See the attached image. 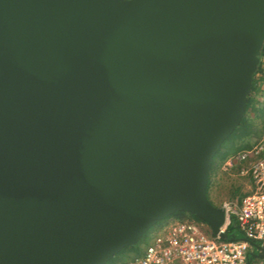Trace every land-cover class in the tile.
Returning a JSON list of instances; mask_svg holds the SVG:
<instances>
[{"label":"water","instance_id":"water-1","mask_svg":"<svg viewBox=\"0 0 264 264\" xmlns=\"http://www.w3.org/2000/svg\"><path fill=\"white\" fill-rule=\"evenodd\" d=\"M263 43L264 0H0V264H105L178 212L235 239L209 179Z\"/></svg>","mask_w":264,"mask_h":264},{"label":"built area","instance_id":"built-area-1","mask_svg":"<svg viewBox=\"0 0 264 264\" xmlns=\"http://www.w3.org/2000/svg\"><path fill=\"white\" fill-rule=\"evenodd\" d=\"M238 153L222 168L230 171L242 163L239 174L249 177V190L237 201L224 200L221 207L225 226L234 218L239 236L222 239L210 234L202 222L177 220L161 228L142 254L123 264H264V254L260 256L261 250L252 244L264 249V129L252 149Z\"/></svg>","mask_w":264,"mask_h":264},{"label":"rangeland","instance_id":"rangeland-1","mask_svg":"<svg viewBox=\"0 0 264 264\" xmlns=\"http://www.w3.org/2000/svg\"><path fill=\"white\" fill-rule=\"evenodd\" d=\"M256 88V91H258L260 97L264 98V82L258 83ZM260 113L261 114H259L257 117H255V114H251L250 116H253L254 118L249 120L246 125L243 126L240 124L235 133H233L230 138L222 144L214 157L210 175V186L211 189L213 188L215 190L217 199H215L214 203V201H212L209 196L208 197L214 204L218 206H221V203L224 200H232V197H238L249 189L250 179L248 176H241L239 174V170L235 167L230 171H225L222 168L226 159L237 153L228 155L223 161L222 159L224 156H226V154L233 151L237 147L242 148L247 144L249 146L247 148H242L238 154L252 149V147L256 144V140L258 139L259 135L263 133L262 130L264 129V110H262ZM257 131H259V134ZM248 158L253 159L252 156H249ZM182 219L184 218L181 215L173 214L158 221L134 246L123 249L105 264H123L127 260L131 259L134 255L142 254V252L152 242L155 234L161 228H164L166 225ZM203 226L209 231V228L205 223H203Z\"/></svg>","mask_w":264,"mask_h":264},{"label":"trees","instance_id":"trees-1","mask_svg":"<svg viewBox=\"0 0 264 264\" xmlns=\"http://www.w3.org/2000/svg\"><path fill=\"white\" fill-rule=\"evenodd\" d=\"M260 82H264V43H263V47H262V51H261V60L259 62L258 68L253 76V83H252V88H251V92L248 96V101H247V105H246V109H245V113L241 119L240 124H242L243 126L246 125L248 123L249 120H251L252 118H254L253 116H250L251 114H255V117H257L259 114H261L260 112L262 110H264V98H261L256 86L258 83ZM240 124L236 127V129L240 126ZM236 129L233 131V133H235ZM263 131V130H262ZM259 131H257L258 133ZM232 133V134H233ZM231 134V135H232ZM259 134V133H258ZM257 134V135H258ZM230 135V136H231ZM230 136L227 138L229 139ZM225 139V141L227 140ZM224 141V142H225ZM223 142V143H224ZM245 148L249 147L248 144L244 145ZM242 147V148H244ZM242 148H235L233 151L229 152L228 154H226V156H224V158L222 159L225 160L227 158L228 155H232L235 153L240 152V150ZM242 163L237 165L235 168H237L238 170L241 168ZM209 186H210V179H209ZM248 191L243 192L240 196L238 197H232V200H239L242 196H244ZM174 215H181L184 219L182 220H194L197 222H202L205 223L204 221H202L201 219H199L197 216L191 214V213H187V212H178L175 213ZM226 230L228 233H234L236 236H239L241 234L239 227H238V223L236 222V220L234 218H231L230 223L227 225ZM209 233L214 235V233H212L209 230ZM134 246V245H133ZM131 247V246H129ZM127 248V247H126ZM125 249V248H124ZM123 250V249H122ZM121 250V251H122ZM138 254L134 255L137 256ZM133 256V257H134Z\"/></svg>","mask_w":264,"mask_h":264},{"label":"crops","instance_id":"crops-1","mask_svg":"<svg viewBox=\"0 0 264 264\" xmlns=\"http://www.w3.org/2000/svg\"><path fill=\"white\" fill-rule=\"evenodd\" d=\"M260 136H261V134L259 135L258 139L260 138ZM258 139L256 140V142L258 141ZM208 196L215 203V199H217V196H216L215 190L213 188L211 189V186L208 187Z\"/></svg>","mask_w":264,"mask_h":264}]
</instances>
